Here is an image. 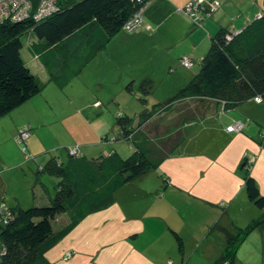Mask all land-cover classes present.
Returning <instances> with one entry per match:
<instances>
[{"label": "crops", "instance_id": "obj_1", "mask_svg": "<svg viewBox=\"0 0 264 264\" xmlns=\"http://www.w3.org/2000/svg\"><path fill=\"white\" fill-rule=\"evenodd\" d=\"M188 1L153 0L143 11L141 31L137 33L133 31L130 34L120 31L113 36L105 48L107 53L113 50V74L118 67L117 60H124V56L129 55L131 43L127 42L140 43L141 47V43H145L148 47L153 45L154 51L160 50L169 58L172 49L177 47L180 50H176L178 56H186L197 65L205 56L204 50L198 49V39L204 36L205 31L208 32V39L221 28L238 32L254 17L262 15L261 12L253 11L250 7L240 12L238 10L235 15L237 9L226 6L225 12L233 14L231 21L217 23L211 18L205 22L204 31L196 30L182 13L175 15ZM174 17L180 27L177 26L178 32L169 37L164 31L161 32V29ZM149 38L153 39L151 44ZM77 41L79 49L72 47ZM81 41L79 37L67 40L70 51L80 54ZM112 43L113 49H110ZM101 53L102 51L96 57L99 61ZM21 54L24 63L32 73L39 76L44 86L40 95L0 120V165L2 166L0 198L5 200L6 195L3 194H8L7 188L12 186L10 178L18 174L17 171L23 172L22 167L19 168L21 163L14 166L11 164L7 157L9 153L5 148V145L10 144L15 153L18 147L21 149V145L17 143L18 128L30 127L26 152L22 149L21 152L26 156L29 149L32 156L37 154L36 167H42L50 158L51 151L57 148L55 146L63 145L59 140L64 137V133L59 130L56 138L49 136L46 130L49 124L77 123L72 125L73 133H69L73 134L74 138L77 137L78 142L88 145L86 153L90 154L92 150L89 146L93 144L92 141L102 136L101 129H95L93 126L99 120V116L105 112L94 107L96 102L91 100L93 97L88 96L87 87L78 80L88 65L92 63L95 65L96 62L91 61L78 78L73 79L64 90H60L50 81L46 69L36 58L30 56L26 48ZM106 57L112 61L110 56L106 55ZM179 59L178 61L175 58L171 59L169 68L171 65H179ZM195 60L198 62L196 63ZM126 70L127 74L125 78L121 75V81L123 84H128L132 80L134 88H137L133 69ZM190 79L191 77L188 80ZM84 91L89 99L81 101L80 93ZM155 102L153 96L148 99L147 104L151 106ZM236 122L243 124L245 129L242 133L226 130V127ZM75 127L77 128L74 129ZM97 132L100 135H97ZM262 132L264 133V103L249 102L241 109L230 112H224L219 106L215 113L209 114L194 125L185 141L157 171L149 172L119 190L115 195V205L112 209L86 218L49 253L50 264H167L165 260L168 256L164 252L175 248L177 242L175 236L183 240L182 234L188 227L187 223L190 228L198 229L196 227L198 220L193 219V215L203 218L214 214L217 216L220 214L216 220L214 219L215 221L213 220L214 222L210 221L206 224L207 219L202 222L205 239L202 237V243L198 242L196 246H198L197 250L202 247L210 249L203 254L208 261L219 260L226 243L224 235L213 229L215 224L218 223L219 227L233 234L237 230L249 228L264 218V209L256 208L248 200L244 185L245 179L251 176L260 194L264 196ZM53 138L56 142L50 147ZM40 148L43 151L40 152ZM34 169L29 170L33 173ZM49 178L50 180L45 176L42 178V186H32L29 189L31 184H25L24 188L27 189L24 192L12 191V206L21 207L23 202L24 205L28 202L32 205L47 204L53 198L50 184L56 183L52 177ZM44 179L49 187L43 183ZM222 218H226V222H221ZM66 223L65 216L58 217L54 224L55 231ZM261 250L264 251V221L253 229L239 246L233 263L259 264L258 256ZM0 251H2L1 244ZM65 253L74 255L65 261V257H62ZM263 256L262 264H264ZM61 257L63 259H60Z\"/></svg>", "mask_w": 264, "mask_h": 264}, {"label": "trees", "instance_id": "obj_2", "mask_svg": "<svg viewBox=\"0 0 264 264\" xmlns=\"http://www.w3.org/2000/svg\"><path fill=\"white\" fill-rule=\"evenodd\" d=\"M29 1L31 10L27 18L14 22L5 17L0 20V120L43 91L39 76L23 61V49L46 69L50 81L64 90L149 0H55V11L40 21L34 18L40 0ZM206 13L205 18L213 14L208 9ZM27 33L32 41L25 47L22 38ZM78 37L82 39L80 54L70 51L67 45V40ZM209 41L210 47L198 71L174 96L155 102L148 109L155 85L149 77L140 82L138 101L145 109L134 115L138 118L136 128L132 125L133 118L118 115V138L106 136L101 140L106 144L110 139L111 145L118 140L126 142L131 149L128 158L119 157L114 150L97 158H88L77 150L71 154L70 150L65 163L50 156L45 165L36 167L31 177L33 186H42L44 176L55 180L53 198L47 204L25 209L8 205L0 198V264H50L49 253L86 218L112 209L119 190L157 171L198 121L215 113L219 106L230 112L249 102L264 103V15H257L238 32L221 28ZM54 69L57 71L53 72ZM125 91L134 93V81L126 84ZM182 105H187L190 112L178 113ZM176 109L175 119L179 118L180 123L165 124L163 116ZM21 147L26 152V144ZM244 185L248 200L263 210L264 196L253 178L248 176ZM61 216L67 218V223L55 231L54 224ZM263 221L264 218L245 230H237L236 234L215 224L213 229L224 235L226 243L217 263L234 264L239 246ZM175 239L181 251L182 241L178 236ZM66 255L62 256L65 261L74 254L69 258Z\"/></svg>", "mask_w": 264, "mask_h": 264}, {"label": "rangeland", "instance_id": "obj_3", "mask_svg": "<svg viewBox=\"0 0 264 264\" xmlns=\"http://www.w3.org/2000/svg\"><path fill=\"white\" fill-rule=\"evenodd\" d=\"M5 1L7 2V0ZM16 1L17 3L24 2V0H11L10 2H12L15 5ZM152 1L153 0H149L145 4L143 11L151 4ZM192 1L208 2V0H192ZM212 1H213L212 10L214 11V12H211L213 13L212 16L205 18L204 15H202L203 19L198 20L197 23H194V21L184 13L185 12L184 7L182 9H179L178 10L179 13H176L175 15H179L180 13H182L183 16H185V18H187L189 22L196 28V30L200 29L202 31H204L203 28H204L205 22L209 21V19L211 18L216 20L217 23H219L220 21L224 23L227 20L229 21L232 20L233 14H228L227 12H225L224 8H226V6H233L235 10L237 9L235 15L238 13V10L240 12V10L246 9L248 7L252 8L253 11L261 12L264 15V0H211V2ZM52 12L53 10L51 7L49 9V7L47 8V7L42 6V11L40 13H42L43 15L48 14L47 16H49ZM139 16L141 18V23L138 25L139 27L137 26V28L133 30L134 32L133 31L127 32L125 30H122L123 33L130 34L131 32L137 33L141 31V29L143 28L142 15L139 14ZM175 20H176V17H174L171 20L172 22L169 21L168 24H166L161 29V32L164 31L166 35L169 37L174 36V34L178 32L177 26L180 27L178 24H176ZM145 29L147 30L148 28H145ZM230 32L232 33L233 31H230ZM207 33L208 32L205 31L204 36L201 39H198L199 40L198 49L199 50L203 49L205 54L208 52V49L210 47V41L208 39ZM161 35L164 36L163 34ZM31 38L32 37L30 33H27L26 38L25 39L22 38V40L24 41L23 43L25 45H29ZM149 39H150V44H151L153 39L151 38ZM127 43H131L130 45L131 48H129L130 50L129 55L124 56L125 58L124 60L123 59L117 60L118 67H117V70H115L114 74H113V50L107 53V49H104L102 53L100 54V57H99L100 61L99 59L97 60V58H95L93 60V62H96L95 65H93L94 63H92L91 65H88L86 70L83 72L82 76L79 77L80 79H78L79 81L82 82V84H84L87 87L88 91L86 92H89L88 96L90 95L93 97V99L91 100H93V102H96L94 104V107H98L105 111L103 114L99 116V120L93 126L95 129H98V128L101 129L102 136H98L95 141H92L93 144L89 146L91 147L92 152L90 154L86 153V151L88 150V145H84L83 143L78 142L77 137L74 138L73 134H70V133H73L74 131L72 125H77V123H73L72 125L68 123H62V124L55 123V124H49V126H47L46 130L49 136L52 135L53 137L56 138L58 136L57 134H59V130H62V133H64V137L61 139L59 138L60 143H62L63 145L55 146L57 148H54V150L51 151V156H56V158H58L60 162L65 163V161L68 159L67 152L70 150H71V154H74L76 150L78 153H81V154L85 152L86 154L84 155L88 158L100 157L104 154H107V152H110L111 150H114L115 154H117L119 157H123V159H126L131 155L130 154L131 149L129 148V145L126 142L118 140L116 143L114 144L112 143L111 145V144H108L112 141L110 139L108 140L106 144L105 143L103 144L101 141L106 136H109V137L116 136V138H118L119 129L116 126V117L118 115L119 116L127 115L133 118L132 125H133V128H136L138 118L134 115L140 113L143 109H145L144 106H142L141 103L138 101V98L140 96L138 92V87L134 88L133 94H129L125 91L126 83L123 84V82L121 81L122 80L121 75H123L125 78V75L127 74L126 69H133V73H135L136 75V82L138 85L145 78L149 77L152 79L155 85L154 98L156 99V102H163L167 100L168 98L174 96L181 88L187 85V83L189 82L188 79L192 77V75L195 72L198 71L199 63L197 64L196 67H194L193 70H191L193 68L194 63L192 62L190 58L186 56H183V57L178 56V52L176 51L178 50L177 47L172 49L170 58L171 59L175 58L177 61H178V58H180L179 59L180 66L171 65L169 68V64L171 62V59L169 58V56L167 57V55H165V53H163L160 50L154 51L155 49L153 45L148 47V45H146L145 43H141L142 44V47H141L140 43H134L136 45L132 44V42H127ZM111 46H110V49H113V43ZM72 47L79 49L78 41L75 42ZM106 55L110 56L112 61L109 60L106 57ZM104 57L106 58L102 60V58ZM98 62L100 63L98 67H96ZM195 62L197 63L198 60H195ZM113 79H114V84H113ZM78 83L81 84L80 82ZM77 86L78 88H80L79 85ZM86 92L84 91L80 93L81 101L82 100L86 101L87 99H89L87 98ZM150 107L151 106H148V109ZM178 109H179L178 113H180L182 110L184 111V113H188L191 110V109H188L187 105H182V109L181 108H178ZM176 112H177V109L174 110L168 116H165V117L163 116L164 119L162 120L163 121L167 120L164 123L168 124V123H172L173 121L174 124L176 123L179 124L180 123L179 122L180 120H178L179 118L177 120L175 119ZM87 123H91V122H87ZM234 124H237V122ZM80 127L82 126L80 125ZM229 127L231 126L226 127V130ZM22 128L20 127L17 129L18 134ZM66 128L68 131L66 130ZM76 128L77 127H75L74 129ZM163 130L164 129H160L159 131L162 132ZM184 130H185V127L181 128L180 132L183 133ZM97 135H100L99 132H97ZM91 139H93V137H91ZM51 140L52 141L50 142L52 143H50V147H52L53 143L56 142V140L54 141V138ZM262 141L263 139L261 140V142ZM15 142H16V136H15ZM57 143H58V140H57ZM37 145L40 146V144H37ZM42 147L44 148L43 145ZM5 148H6V152L9 153L7 157L9 161H11V164L14 166L18 163H21L22 165H20L19 168L22 167V170H23V172L17 171L18 174L16 175L14 174L12 178H10L11 180L10 183L12 184V186H9V188H7L8 194H5V193L3 194V195H6L7 204L10 205L12 203L11 202L12 201L11 200L12 191L14 193L18 190L21 193V192H24L25 189H27V188H24L25 184H31V187L29 189H31L32 186L34 185L31 180L32 172L29 169L32 170L35 168L33 172H36V163L38 162L37 160L38 157H37V154H34V156H32L29 149H28L29 152L25 156L21 152L20 147H18L17 153H15L14 148L10 144L5 145ZM41 151H43V149L40 148V152ZM47 151H50V150H47ZM1 169H2V166L0 165V170ZM45 178H48V180H50L48 176H45ZM43 183L49 187V184L46 182L45 179L43 180ZM50 187H51V191L54 193V184L51 183ZM24 203L25 202H23V205H22L23 208L25 207V209H28L32 207V204H30V202L27 203L29 204L28 206L27 204L24 205ZM219 216L220 214L218 216L217 214H214L213 216L208 215L202 218L198 215H193V219L195 218L196 220H198V224L196 225L198 229L190 228L189 223H187L188 227L186 231H183V234H182L185 238L180 236L183 239L181 251H179L178 243L176 242L175 248L173 250H167L166 252H164L168 256L165 260L167 264H172V262H174L175 264H182V263L183 264H218L217 259H216L217 261L215 259L208 261L206 258L203 257V254L206 252H209L210 249H206L205 247H202L199 250H197L198 246H196V244L198 242L202 243V237L203 239H205L204 237L205 234L202 232V222H204L205 219H207L208 222L205 221V223L206 224L210 223V221H213L214 219L216 220ZM187 219L188 218L186 217V220ZM222 219L220 220L221 222H226L225 221L226 218H224L223 220ZM233 234H236V232ZM0 254H2V251H0ZM263 254H264V251L262 252L261 250V254L258 256L259 264H262Z\"/></svg>", "mask_w": 264, "mask_h": 264}, {"label": "built area", "instance_id": "obj_4", "mask_svg": "<svg viewBox=\"0 0 264 264\" xmlns=\"http://www.w3.org/2000/svg\"><path fill=\"white\" fill-rule=\"evenodd\" d=\"M11 0H0V20L2 17L9 18L11 21H17V20H22L23 18H27L29 15V12L31 10V5L29 0H24L23 3H17L15 2V5L10 2ZM55 0H40L38 10L34 16V18L37 21H40L47 15H43L40 13L42 11V6L43 7H50L52 8L53 12L55 11V8L53 6ZM208 0V2L204 1H191L187 4L185 10V14L191 18L194 23H197L198 20H202L203 17L202 15L205 16L206 10H209V14L211 12H214L213 9V1ZM18 5V6H17ZM212 7V8H211ZM143 9L139 11V14L142 15ZM139 14L135 15L132 19L127 22V24L124 27V30L127 32L133 31L134 29L137 28V26L141 23V18ZM208 14V15H209ZM139 27V26H138ZM187 65V64H186ZM256 102H259L260 99H256ZM243 125L241 123L234 124V126L229 127L227 131L229 132H234V133H239L241 130H243ZM30 136V127L26 126L23 127L17 136V142L22 145L26 144L28 138ZM22 151L24 152L25 148L21 147ZM4 207V206H3ZM68 258L70 255H66Z\"/></svg>", "mask_w": 264, "mask_h": 264}]
</instances>
